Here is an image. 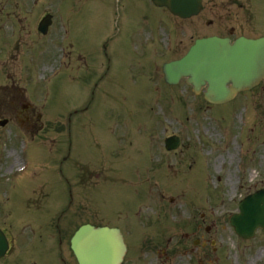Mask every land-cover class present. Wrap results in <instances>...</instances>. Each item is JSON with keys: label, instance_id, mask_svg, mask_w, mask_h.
I'll return each mask as SVG.
<instances>
[{"label": "rangeland", "instance_id": "1", "mask_svg": "<svg viewBox=\"0 0 264 264\" xmlns=\"http://www.w3.org/2000/svg\"><path fill=\"white\" fill-rule=\"evenodd\" d=\"M204 4L178 20L150 0H0V227L13 247L0 264H77L69 241L87 222L122 227L123 264H264V229L242 239L229 223L264 188V80L211 105L162 71L196 38L264 36V0ZM163 29L178 50L157 46Z\"/></svg>", "mask_w": 264, "mask_h": 264}, {"label": "water", "instance_id": "2", "mask_svg": "<svg viewBox=\"0 0 264 264\" xmlns=\"http://www.w3.org/2000/svg\"><path fill=\"white\" fill-rule=\"evenodd\" d=\"M153 1L182 17L196 14L201 7V0ZM49 19L40 24L43 32L47 31ZM164 73L171 84L186 77L196 92L207 86L205 97L211 102L228 101L264 77V38H241L234 43L216 36L198 39L182 59L166 64ZM166 144L168 149H174L179 145V138L171 137ZM240 209L232 224L238 234L248 238L257 227H264V189L242 201ZM6 249L7 242L0 232V257ZM72 249L79 264H120L126 246L118 229L84 225L75 233Z\"/></svg>", "mask_w": 264, "mask_h": 264}, {"label": "flooded vegetation", "instance_id": "3", "mask_svg": "<svg viewBox=\"0 0 264 264\" xmlns=\"http://www.w3.org/2000/svg\"><path fill=\"white\" fill-rule=\"evenodd\" d=\"M234 4H236V3L234 2ZM241 7H242V5H241ZM213 9H214L213 6H211V10H213ZM204 10H205V6L203 7L202 13H203ZM208 23H209V25L214 24V22L212 20L209 21ZM218 35L223 36V37H229L230 39L234 40V39H236V38H238V37H240V36H242L244 34L242 32L240 34H238V32L235 29L230 28L228 30H225V32H222V33H220ZM152 38L153 37H150L149 39H147L148 43L156 41V40H153ZM155 43L157 44V46H161L160 43H159V41H156ZM137 63L138 62L135 63L136 66H134V67H138L137 66ZM117 78L121 79V76H117ZM31 116L33 118L35 117V119L40 118V115H37L36 116L35 114H32ZM8 236L10 238V234L9 233H8ZM10 242H11V239H10ZM11 244H12V242H11Z\"/></svg>", "mask_w": 264, "mask_h": 264}]
</instances>
